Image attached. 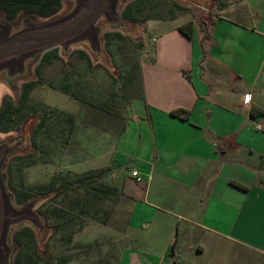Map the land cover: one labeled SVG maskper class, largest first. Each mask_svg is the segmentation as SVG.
<instances>
[{
	"label": "crops",
	"instance_id": "obj_1",
	"mask_svg": "<svg viewBox=\"0 0 264 264\" xmlns=\"http://www.w3.org/2000/svg\"><path fill=\"white\" fill-rule=\"evenodd\" d=\"M210 3L203 39L155 26L150 99L129 104L112 150L106 179L131 202V264H264V131L253 128L264 123V0ZM225 246L237 255L222 259Z\"/></svg>",
	"mask_w": 264,
	"mask_h": 264
},
{
	"label": "rangeland",
	"instance_id": "obj_2",
	"mask_svg": "<svg viewBox=\"0 0 264 264\" xmlns=\"http://www.w3.org/2000/svg\"><path fill=\"white\" fill-rule=\"evenodd\" d=\"M172 1L141 0L140 12L133 13L141 22L132 28L133 37L109 34L104 48L109 54L111 69L99 62L88 63L74 50L65 58H51L41 63L38 69L41 84L31 90L28 98V105L38 112L23 130L10 132L16 143L24 140L30 143L25 152L27 157L10 162L9 174L14 187L32 195L41 194L51 189L46 184L54 175L63 178L67 174L98 169H103V173L101 178L95 177L96 182L113 187L106 179L107 167L116 137L129 116V104L140 94L142 99H150L148 74L155 68L153 50L158 47L154 42L155 26L164 24L166 30L191 21V28L203 33L214 14L211 3L205 15L197 9L195 14L188 6L178 8ZM65 8L62 1L59 11ZM177 30H169L163 37L169 41L168 50H176L181 45L175 37L179 34ZM164 63L169 62L165 59ZM29 69L28 77L33 76L31 63ZM17 88V82L6 88L14 100ZM40 120H43L42 127L30 138L29 130ZM47 199L37 207L41 213L57 203ZM130 204L118 192L117 197L105 200L90 213L77 209L70 226L46 238L45 254L71 257L64 264H131L128 260H133L136 254V239L133 226H126ZM45 223L51 227L55 219L47 218ZM35 247L26 241L24 250L29 253ZM236 255V250L225 246L221 257L232 259Z\"/></svg>",
	"mask_w": 264,
	"mask_h": 264
},
{
	"label": "water",
	"instance_id": "obj_3",
	"mask_svg": "<svg viewBox=\"0 0 264 264\" xmlns=\"http://www.w3.org/2000/svg\"><path fill=\"white\" fill-rule=\"evenodd\" d=\"M62 1L66 8L62 11L58 9L48 17L19 11L14 18L6 19L0 10L1 97L3 94L12 97L6 88L14 82L18 83V88L13 95H18L20 84L34 79V66L43 52L57 48L58 55L65 58L72 50L81 49L92 63L99 62L111 69L113 67L104 48L103 34L118 32L133 37L131 30L136 22L120 17L123 6L130 0H61V3ZM173 1L181 6H188L195 14L199 10L206 15L205 11L209 6L207 0ZM30 63L33 65V76L28 77ZM10 132L0 133L3 134L0 136V264H14L13 257L17 247L12 240V233L15 229L28 226L34 233L39 249H42L50 232L37 211L38 205L49 194L35 195L18 203L7 186L6 164L9 158L25 154L30 147L26 140L16 143Z\"/></svg>",
	"mask_w": 264,
	"mask_h": 264
},
{
	"label": "trees",
	"instance_id": "obj_4",
	"mask_svg": "<svg viewBox=\"0 0 264 264\" xmlns=\"http://www.w3.org/2000/svg\"><path fill=\"white\" fill-rule=\"evenodd\" d=\"M140 1L141 0L128 1L123 6L120 12V17L128 18L135 22H140V20L136 19L133 15L134 12L137 10L139 11ZM173 4L178 8L184 9L176 2H173ZM60 6L61 0H0V10L3 11L4 17L6 19L14 18L19 11L35 14L39 17H48L57 12ZM210 18L211 17H209V20ZM198 22L202 25L206 23L204 21ZM191 25V21H187L178 25L177 29L185 37L189 38L191 36L192 30ZM205 30L207 29L204 26L202 39L206 35ZM109 34H114L118 37H124L118 32H105L103 34L104 43H107V37ZM73 52L79 53L82 58L90 63L88 55L83 50L74 49ZM59 57L60 56L58 55L57 48L43 52L39 58V61L34 66L35 78L20 84L19 92L15 100L7 94L2 95L0 98V133L9 131L18 132L19 130H23L24 125L27 124L29 119L36 115V112L38 111L28 105V98L31 90L34 89V87H36L38 84H41L38 77L39 66L43 62H48L51 58ZM45 113L47 112L45 111ZM249 113L250 116H256L260 112L255 109H251ZM169 114L184 120L188 118L189 111L182 108H174L169 111ZM42 125L43 120H40L33 126L31 130H29L30 138L37 134ZM27 156V154L14 155L9 158L6 164L7 186L10 191H12L15 201L18 203L25 201L35 195H32L26 191H21L13 186L11 182V176L9 174L10 162L13 160L22 159ZM102 173L103 169H98L94 172L88 171L81 174H67L63 178L60 177L61 175H54L51 177L49 182L46 184V187L51 189L41 194H49L47 202L54 201L57 203H55L53 207L49 209L47 208L44 213H41L37 209V211L42 215L44 222L47 218L55 219V223L51 225V227L48 226L50 228L48 236H53L61 231L64 227L70 226L73 220V212L77 211V209H79V211L90 213L91 209L98 206L100 203L118 196L119 191L116 188L104 186L102 183L96 182L95 177L101 178ZM231 183L239 188H245L237 182L231 181ZM47 202L43 204H46ZM95 213L96 212H94V214ZM12 240L17 247L13 257L14 264H64L71 258L62 255H46V241H44L42 249H39L35 241L34 233L28 226H21L20 228L15 229L12 233ZM26 241H30L36 245L35 249L29 253L25 252L24 250Z\"/></svg>",
	"mask_w": 264,
	"mask_h": 264
},
{
	"label": "built area",
	"instance_id": "obj_5",
	"mask_svg": "<svg viewBox=\"0 0 264 264\" xmlns=\"http://www.w3.org/2000/svg\"><path fill=\"white\" fill-rule=\"evenodd\" d=\"M249 98V95L248 94H245V100ZM253 128L255 130H258V131H264V123L260 122V121H255L254 124H253ZM133 176H135V180H138V176L136 175L135 172H132L131 173Z\"/></svg>",
	"mask_w": 264,
	"mask_h": 264
},
{
	"label": "flooded vegetation",
	"instance_id": "obj_6",
	"mask_svg": "<svg viewBox=\"0 0 264 264\" xmlns=\"http://www.w3.org/2000/svg\"><path fill=\"white\" fill-rule=\"evenodd\" d=\"M25 125H26V124H25ZM25 125H24V126H25ZM27 125H28V123H27ZM23 129H24V127H23Z\"/></svg>",
	"mask_w": 264,
	"mask_h": 264
}]
</instances>
